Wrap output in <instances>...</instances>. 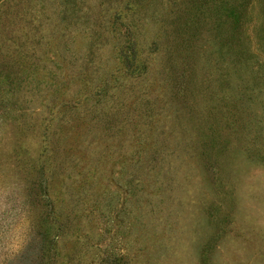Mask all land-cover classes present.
<instances>
[{"label":"rangeland","instance_id":"374dc122","mask_svg":"<svg viewBox=\"0 0 264 264\" xmlns=\"http://www.w3.org/2000/svg\"><path fill=\"white\" fill-rule=\"evenodd\" d=\"M62 1L0 0V264L49 218L56 264H264V162L216 114L247 83L264 135V0Z\"/></svg>","mask_w":264,"mask_h":264},{"label":"trees","instance_id":"16d2710c","mask_svg":"<svg viewBox=\"0 0 264 264\" xmlns=\"http://www.w3.org/2000/svg\"><path fill=\"white\" fill-rule=\"evenodd\" d=\"M75 3L76 1L74 0H63L61 2L62 12H69L72 5H75ZM237 7L239 8V11L237 12L236 19L238 20L237 25H239V27H243L246 23L250 24L255 22L253 15L256 17L257 15L255 12V2L253 0H238ZM252 27L253 28L250 29L251 32L249 31V37L252 36L254 48L252 51H250V49L248 50V47L246 49L243 37H241L240 40L242 42V49L239 53V62L237 64L244 67L247 66V60L252 59L253 57L257 58L258 65L256 66V71H253L251 67V72L255 73L256 78L262 81L264 78V29L262 30V24H260V26L257 25ZM183 68L184 71L181 73V75L185 76L187 68ZM258 87L262 88V86ZM247 88V83H242L239 88L241 92L238 95H234L231 94L232 91L229 90L228 87H225L223 95L220 98V100L224 101V105L216 114L218 116L221 114L219 118L223 124L221 128H226L225 130H227L228 134H232L233 137L239 136L240 134H247L243 141H246L245 147L248 149L250 156L254 157V159L259 162H264V135L263 132H261V129L258 127L262 120L259 118V116L255 117L254 115H248V112H246L247 108L244 106V103H246L245 96L248 94ZM228 93H230V95H228ZM249 93L251 92L249 91ZM227 100L229 101L226 102ZM251 104L249 103V106ZM240 116L244 117L245 121L238 120ZM229 118L231 119L230 122H223ZM218 132H216V134ZM249 136L252 137L249 138ZM208 147L217 152L218 144L213 143L208 145ZM211 153H213L211 150L208 151L209 158ZM60 229V224L53 222V220L50 218L47 220V223L43 229L35 228L32 240L27 242L24 250L21 253L17 254L15 258H12V264H56L57 256H59L57 236L61 231Z\"/></svg>","mask_w":264,"mask_h":264}]
</instances>
